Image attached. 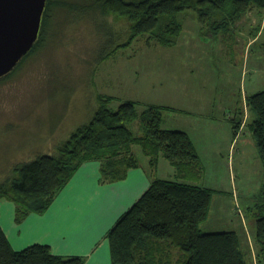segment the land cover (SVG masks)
I'll return each mask as SVG.
<instances>
[{"label":"rangeland","instance_id":"1","mask_svg":"<svg viewBox=\"0 0 264 264\" xmlns=\"http://www.w3.org/2000/svg\"><path fill=\"white\" fill-rule=\"evenodd\" d=\"M190 12L186 13L185 31L175 47H148L140 39L130 49L99 65L93 78L98 56L111 47L109 43L115 42V28L106 23L108 19L91 13L83 17L70 13L67 18L77 21L70 23L57 11L45 25L42 48L11 78L0 82V183L16 164L40 155H55L56 146L91 119L96 108L92 102L94 93L108 92L120 98L170 105L175 111H163V128L190 134L201 156V185L216 193L203 231H235L243 237L241 217L250 248L253 247L252 259L246 250L245 259L250 264H260L254 232L264 168L252 134L246 128L251 114L245 101L264 90V11L253 7L236 23L228 19L215 40L209 39L206 25L203 29L198 25L196 29L191 18L197 19V15ZM76 17L82 19L75 20ZM114 81L117 86L112 85ZM118 101L110 105L112 110L117 109L121 103ZM138 104L141 112L143 105ZM180 108L191 109L194 112L191 119L178 112ZM209 113L220 114V120H208ZM232 118L240 122L237 136L232 132ZM130 127L134 135H142L139 122ZM134 153L140 161L144 159L139 147H134ZM152 174L155 179L179 181L173 167L162 157ZM110 184L109 188L116 185ZM80 189L68 198L69 203L88 201V193L82 196ZM67 190L54 203L67 200L62 197ZM94 192L91 202H97L101 195ZM114 193L105 197L113 199ZM221 196L226 197L222 207ZM16 208L12 202L0 201V221L11 241L16 239L17 226L31 215L20 220ZM93 229L87 233L88 239L100 236ZM27 232L20 235L22 239H27ZM36 239L34 243L44 244L55 238L42 234ZM66 240L71 241V236ZM24 247L27 245L14 249ZM68 251L72 249L61 255H70Z\"/></svg>","mask_w":264,"mask_h":264},{"label":"trees","instance_id":"2","mask_svg":"<svg viewBox=\"0 0 264 264\" xmlns=\"http://www.w3.org/2000/svg\"><path fill=\"white\" fill-rule=\"evenodd\" d=\"M253 7L262 13L264 0H47L37 42L0 82L11 78L42 48L45 25L57 11L70 23L77 22L67 18L70 13L80 17L91 13L108 19L106 23L115 28V42L109 43L111 47L98 56L92 72L94 78L99 65L130 49L140 39L148 47H175L183 33V12H194L200 28L209 27V39L215 40L228 19L236 23ZM115 101L94 93L92 102L96 108L91 119L58 144L55 155H40L16 164L0 183V201L14 203L20 220L30 214L43 215L85 164L99 163L101 184L124 181L129 171L140 166L134 153V147H139L150 171L156 169L162 157L173 167L179 181L152 180L117 219L105 236L110 264H250L245 259V250L252 259L253 247L250 248L248 236L246 239L235 231L202 229L216 193L199 184L202 165L190 136L184 131L163 128L162 107H143L139 112L137 102L125 101L112 110L110 105ZM245 102L251 114L246 128L264 168V90L246 97ZM230 121L237 136L240 122L234 118ZM135 122H139L141 136L131 130ZM257 206L256 259L264 264V183ZM174 251H178L176 259ZM0 264H85V259L56 255L44 244L16 251L0 225Z\"/></svg>","mask_w":264,"mask_h":264},{"label":"crops","instance_id":"3","mask_svg":"<svg viewBox=\"0 0 264 264\" xmlns=\"http://www.w3.org/2000/svg\"><path fill=\"white\" fill-rule=\"evenodd\" d=\"M186 13L188 12H183L181 14V18L183 20H186L187 18ZM190 15H195V13H191ZM191 19L193 24L194 23L196 24L194 25L196 26L197 29L198 26L197 19H195V16L192 17ZM183 31H185V28H183ZM127 78L124 81L125 85L128 82ZM171 78H175V77L172 76ZM112 85L117 86L118 84L116 85V82L114 81ZM99 94L107 97H112L114 98V100H119L118 102L134 101L140 103V105L142 104L143 105L142 108L156 106V107L164 108L165 111L167 110L175 111V109L172 108L170 105L163 106V105H157L156 103H147V101L137 100L131 97L127 99L120 98L118 95H112L108 92L102 93L100 91ZM213 94L214 92L212 93V96ZM134 97L136 96L134 95ZM179 111L183 113L185 118H189V119H191L194 113L191 109H184L183 111V109L180 108L178 112ZM219 115L220 114L209 113L207 119L210 121L220 120L221 115L219 118L217 117ZM184 132H186L190 136V134L187 131ZM190 138L192 140L191 136ZM193 143L195 145V148L197 150V153L201 161V156L198 147L195 141H193ZM139 164L140 166L138 169H133L128 172L127 178L124 181L114 183L116 184L114 185V188H109L112 184L101 185L99 181L100 180L99 163L95 162V163H89L83 165L79 169V171L75 174V176L72 178V180L68 183V185L64 188V189L68 188L67 190L68 192H65L62 197L64 199L65 197H67V200H65L64 202L59 201L56 203H54L55 202L54 201L53 204L43 215L31 214L21 225L17 226L16 228L17 236L15 237L16 239L12 241L10 240L7 231L5 230L4 226L0 221V225L3 231L5 232L12 248L14 249L15 246L20 248L21 246L27 245L28 247L34 244H38V243H34L37 240L36 237L38 235L45 234L48 235L49 237L53 236L55 238L53 239L54 240L53 242L46 241V243L48 244L44 243V245L50 246L52 252L56 255L64 256V257L80 256L85 259V264H110L108 241L106 240L105 237L106 233L114 225L117 219L143 193V191L146 190V188L149 186L152 180L155 179V177L152 174V171H150L148 167V161L146 158L139 161ZM73 181L76 182L74 183ZM199 184L201 185V182ZM78 187L81 188L79 193H83L82 196L84 195V193H88L89 195L88 201L81 202L84 204H80L79 202H76L75 204L69 203L68 198L73 197V194L74 192H76V189ZM90 187H92L94 190L90 189ZM94 191L101 194L99 199L97 197L98 199L97 202H91V200L94 199L93 198V196L95 195ZM91 192H93L94 194H92ZM111 192L114 193L115 197H113V199L111 198L107 199L108 197H105L106 194L110 193L111 195ZM221 197L223 200H221V203L219 205H221L222 207L224 199H226V197L223 196ZM129 203L131 205L128 206ZM239 219L241 223L239 224L240 230L243 233L242 235L246 237V233H245L246 224L244 220L242 221V218ZM94 227L95 229H93ZM91 229H93V231H98V233L100 234V236L95 240L88 239L89 234L87 233L90 232ZM26 230L28 231L27 233H25L27 235V239H22L20 235L23 232H26ZM67 236L68 237L71 236V241L66 240ZM46 238L47 236L45 237V239ZM66 245L68 248H71L72 251H68L70 255H61L64 252H66V250L68 249ZM16 251H20V250H16ZM173 255L174 258L176 259L178 256V251H174Z\"/></svg>","mask_w":264,"mask_h":264},{"label":"water","instance_id":"4","mask_svg":"<svg viewBox=\"0 0 264 264\" xmlns=\"http://www.w3.org/2000/svg\"><path fill=\"white\" fill-rule=\"evenodd\" d=\"M46 4L47 0H0V78L34 47Z\"/></svg>","mask_w":264,"mask_h":264},{"label":"bare ground","instance_id":"5","mask_svg":"<svg viewBox=\"0 0 264 264\" xmlns=\"http://www.w3.org/2000/svg\"><path fill=\"white\" fill-rule=\"evenodd\" d=\"M209 233V232H208Z\"/></svg>","mask_w":264,"mask_h":264}]
</instances>
